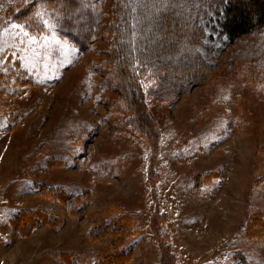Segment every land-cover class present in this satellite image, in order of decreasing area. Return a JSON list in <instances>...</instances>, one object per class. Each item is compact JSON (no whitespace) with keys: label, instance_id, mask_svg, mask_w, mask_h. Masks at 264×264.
I'll return each mask as SVG.
<instances>
[{"label":"rangeland","instance_id":"1","mask_svg":"<svg viewBox=\"0 0 264 264\" xmlns=\"http://www.w3.org/2000/svg\"><path fill=\"white\" fill-rule=\"evenodd\" d=\"M33 1L0 0V264H104L132 240L117 264H264V66L137 90L140 124L108 77L111 0L82 45L50 17L63 0L37 24L19 16ZM221 20L201 22L212 63L230 51ZM113 209L129 224L92 227Z\"/></svg>","mask_w":264,"mask_h":264},{"label":"trees","instance_id":"2","mask_svg":"<svg viewBox=\"0 0 264 264\" xmlns=\"http://www.w3.org/2000/svg\"><path fill=\"white\" fill-rule=\"evenodd\" d=\"M42 1L51 0H34L19 16H29ZM105 1L63 0L61 9L52 8L50 17L59 30L68 35L72 33L81 45L90 43L97 29L104 25ZM76 9L80 11L79 19L85 23L77 25L75 32L72 31L74 18L70 16ZM109 12L112 46L108 53V77L116 82L117 90L134 102L138 123L144 119L141 118L143 97L136 95L137 90L146 89L155 97L168 98L177 90H187L191 83H206L219 73H245L253 78L257 69L264 66V0H111ZM211 15L222 17V33L230 44V51L216 56L214 63L199 50L204 35L201 22ZM33 16L37 24L40 18L36 11ZM173 82L175 87L171 85ZM137 122H133V129L140 131L142 127H138ZM78 197H75L77 202ZM111 215L108 221H96L92 227L97 231L116 232L122 223L130 222V218L118 210H111ZM255 219L258 221V217ZM23 221L26 225L31 220L24 218ZM153 221L156 223V219ZM121 244L114 249L111 259L107 255L101 257V263L117 264L122 255H129L134 241Z\"/></svg>","mask_w":264,"mask_h":264},{"label":"snow or ice","instance_id":"3","mask_svg":"<svg viewBox=\"0 0 264 264\" xmlns=\"http://www.w3.org/2000/svg\"><path fill=\"white\" fill-rule=\"evenodd\" d=\"M18 27V26H17Z\"/></svg>","mask_w":264,"mask_h":264}]
</instances>
